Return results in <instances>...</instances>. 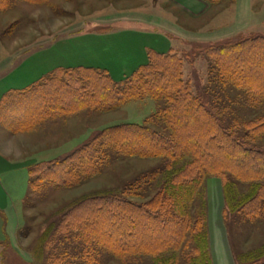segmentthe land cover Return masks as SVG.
Returning <instances> with one entry per match:
<instances>
[{"label": "trees", "instance_id": "obj_1", "mask_svg": "<svg viewBox=\"0 0 264 264\" xmlns=\"http://www.w3.org/2000/svg\"><path fill=\"white\" fill-rule=\"evenodd\" d=\"M23 1L41 5L48 0ZM206 1L215 6L225 0ZM5 5L6 0H0V9ZM211 45L201 51L223 84L252 92L258 103L264 101V77L252 73L264 72V36H243ZM184 60L179 52L150 51L148 62L119 82L97 68H57L25 89L10 91L0 101V117L16 132L85 106L114 111L147 97L164 102L158 118L166 132L152 126L153 118L141 124H115L72 154L29 168L30 186L56 183L63 187L76 184L83 174L98 173L106 149L131 157H163L174 167L164 172L160 190L147 201L124 194L93 195L68 209L44 235L43 240L53 245L52 264H72L69 255L76 260L72 253L79 247L90 264L99 262L103 250L117 257L151 254L160 264H174L176 252L186 242L192 264H213L203 191L209 177L222 181L226 202L237 197V190L232 193L235 182L249 185V192L240 197L236 207L252 220L264 214V148L250 141L256 133L264 132V115L246 122V130L226 127L215 106L185 79ZM32 101L39 106L30 110ZM250 102L254 103L251 98ZM239 129L242 135L237 134ZM194 206L197 211L192 212ZM51 230L53 235L48 234ZM86 251H95L94 259L90 254L88 259ZM166 251L168 258L160 257Z\"/></svg>", "mask_w": 264, "mask_h": 264}, {"label": "rangeland", "instance_id": "obj_2", "mask_svg": "<svg viewBox=\"0 0 264 264\" xmlns=\"http://www.w3.org/2000/svg\"><path fill=\"white\" fill-rule=\"evenodd\" d=\"M247 1L250 3L246 15L249 20L242 21L244 10L237 4V0H225L215 5V12L206 17L207 21L204 20L208 24L207 27L213 29L221 25L224 28L220 31L221 36L218 37L216 31V34L204 38L207 40L199 41L194 38L195 35H191V43L184 45L180 42L175 48V52L185 56V79H190L195 89L202 93L203 99L215 106V111L219 113L226 127L241 126L243 130H246V122L264 115V101L258 103V98H255L252 92H239L232 86L223 84L224 81L218 77L216 69L210 64V59L201 50L212 46L211 44H223L243 36H264V0ZM23 2L28 5L15 3L18 5H15L13 11L0 16V34L4 41L13 40L16 51L20 48L38 47L51 40L69 37L99 25L102 26L100 29L110 28L107 25L118 27L122 25L116 21L123 18L120 14L137 8V4L126 0H48L41 5ZM9 8L5 5L0 11L5 12ZM215 16L219 18L213 21L214 25H210ZM236 16L241 19L239 25L236 23ZM8 46L10 47L11 43H8ZM252 73L264 77V72ZM250 98L254 103L250 102ZM38 106L37 102L32 101L29 109L33 110ZM163 106V101L149 97L130 101L114 111H101L85 106L40 120L27 131L3 130L5 132L0 134L7 133L13 137L7 140L11 143L9 148L4 150L15 158L30 160L25 165L32 167L37 163L51 162L72 154L98 132L115 124H141L153 118L150 121L152 126L166 132L168 129L158 118V111L161 112ZM4 123L3 117H0V126L7 128ZM242 129H239L237 134L242 135ZM250 139L252 143H256L255 146L264 148V132L256 133ZM2 144L0 138V148L3 149ZM108 151L109 149H106L103 153L98 173L91 176L83 174L80 181L72 186L61 187L56 183H49L32 187L28 183V189L19 199V205L25 214L23 228H20V241L6 244L8 253L3 264H52L55 255L53 245L50 246L48 240H43L44 235L50 227L57 224L68 209L93 195L124 194L136 201H147L160 190L164 172L174 169L168 164L169 160L163 157H131L115 150ZM235 185L232 193L237 190V197L230 202H226L220 179L209 177L203 187L213 264H252L264 261V214L253 220L247 218L236 205L240 197L249 192V185L240 182H235ZM195 211L196 206L192 207V212ZM48 234L53 235V230ZM185 244L176 252L174 264H192L189 248ZM79 248L80 252L76 250L72 253L73 257H77L76 260L69 255L72 264H90L82 256V247ZM103 251L97 264H160L159 258L157 261L151 254L117 257ZM86 252L88 259V254L94 259L95 251ZM167 252H162L160 257L168 258Z\"/></svg>", "mask_w": 264, "mask_h": 264}, {"label": "crops", "instance_id": "obj_3", "mask_svg": "<svg viewBox=\"0 0 264 264\" xmlns=\"http://www.w3.org/2000/svg\"><path fill=\"white\" fill-rule=\"evenodd\" d=\"M126 1L137 4V8L120 14L123 18L116 21L122 25L118 27L107 25L110 28L100 29L102 26L99 25L38 47L20 48L18 51L12 39L10 42L4 41L0 34V101L10 91L25 89L57 68H97L107 71L114 80L122 81L148 62L150 51L170 53L178 44L191 43V35H195L194 38L199 41H205L206 36L216 34V31L218 37L221 36L220 31L224 29L221 25L218 28L215 26V29L207 27L206 17L215 12V7L206 0ZM237 1L244 10L242 21L249 20L246 15L250 3L247 0ZM15 3L28 5L22 0H6L10 8L5 12L0 11V16L13 11L15 5H18ZM218 18L213 17L210 25H214L213 21ZM240 22L241 19L236 16V23ZM8 43H11L10 47ZM3 130L10 131L3 127L0 133L5 132ZM2 134L0 264H3L8 253L6 244L20 241V228H23L25 214L19 199L28 189L27 174L30 168L25 165L30 160L15 158L4 150L11 143L7 140L13 137L7 133Z\"/></svg>", "mask_w": 264, "mask_h": 264}, {"label": "clouds", "instance_id": "obj_4", "mask_svg": "<svg viewBox=\"0 0 264 264\" xmlns=\"http://www.w3.org/2000/svg\"><path fill=\"white\" fill-rule=\"evenodd\" d=\"M20 153H19V151L17 152V155H19Z\"/></svg>", "mask_w": 264, "mask_h": 264}]
</instances>
